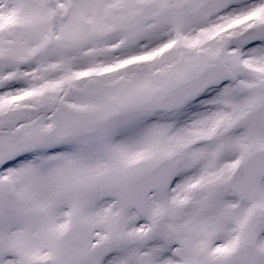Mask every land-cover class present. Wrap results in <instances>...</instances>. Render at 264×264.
Masks as SVG:
<instances>
[{"label": "snow or ice", "instance_id": "snow-or-ice-1", "mask_svg": "<svg viewBox=\"0 0 264 264\" xmlns=\"http://www.w3.org/2000/svg\"><path fill=\"white\" fill-rule=\"evenodd\" d=\"M0 264H264V0H0Z\"/></svg>", "mask_w": 264, "mask_h": 264}]
</instances>
